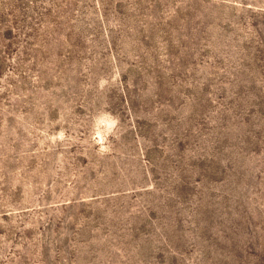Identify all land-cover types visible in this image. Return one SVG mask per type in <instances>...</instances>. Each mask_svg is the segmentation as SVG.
Here are the masks:
<instances>
[{
  "label": "rangeland",
  "instance_id": "obj_1",
  "mask_svg": "<svg viewBox=\"0 0 264 264\" xmlns=\"http://www.w3.org/2000/svg\"><path fill=\"white\" fill-rule=\"evenodd\" d=\"M0 264H264V0H0Z\"/></svg>",
  "mask_w": 264,
  "mask_h": 264
}]
</instances>
